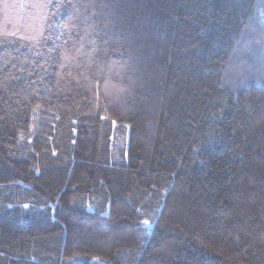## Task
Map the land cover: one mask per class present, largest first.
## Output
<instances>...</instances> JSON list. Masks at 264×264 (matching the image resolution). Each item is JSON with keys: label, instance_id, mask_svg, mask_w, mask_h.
Segmentation results:
<instances>
[{"label": "trees", "instance_id": "obj_1", "mask_svg": "<svg viewBox=\"0 0 264 264\" xmlns=\"http://www.w3.org/2000/svg\"><path fill=\"white\" fill-rule=\"evenodd\" d=\"M0 264H264V0H0Z\"/></svg>", "mask_w": 264, "mask_h": 264}, {"label": "snow or ice", "instance_id": "obj_2", "mask_svg": "<svg viewBox=\"0 0 264 264\" xmlns=\"http://www.w3.org/2000/svg\"><path fill=\"white\" fill-rule=\"evenodd\" d=\"M5 7L7 8L8 5H5ZM144 224H145V225H150V222H149L148 220H145V221H144Z\"/></svg>", "mask_w": 264, "mask_h": 264}]
</instances>
